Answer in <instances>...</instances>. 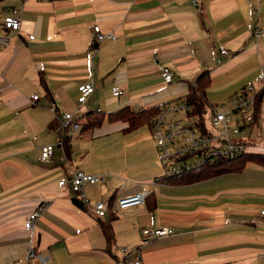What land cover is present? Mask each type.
Segmentation results:
<instances>
[{
	"label": "crops",
	"instance_id": "0c3cea01",
	"mask_svg": "<svg viewBox=\"0 0 264 264\" xmlns=\"http://www.w3.org/2000/svg\"><path fill=\"white\" fill-rule=\"evenodd\" d=\"M11 8L20 9L15 33L2 26ZM95 25L114 38L97 42ZM0 37L7 40L0 46V264H124L126 256L142 264H264V167L167 183L149 124L82 129L90 111L182 101L206 71L205 129L213 109H228L252 85L254 121L236 140L264 155V0H0ZM162 67L172 83L163 82ZM83 83L94 91L78 105ZM113 86L122 93L113 96ZM63 112L82 124L66 138L55 131ZM45 145L54 146L50 162L40 159ZM77 170L103 177L84 187L83 207L68 183L58 185ZM143 191L152 193L148 204L116 209L119 198ZM97 201L108 203L103 217ZM158 226L171 234L141 233Z\"/></svg>",
	"mask_w": 264,
	"mask_h": 264
},
{
	"label": "built area",
	"instance_id": "2783aa9c",
	"mask_svg": "<svg viewBox=\"0 0 264 264\" xmlns=\"http://www.w3.org/2000/svg\"><path fill=\"white\" fill-rule=\"evenodd\" d=\"M44 1V0H39ZM197 4V0H191ZM2 26L6 30L15 33L21 26L20 9L11 8L7 10L2 18ZM94 38L97 42L105 38L113 39V35L102 33L99 26L92 28ZM261 30H255L254 35L258 37ZM33 38L32 35L29 36ZM7 44L5 38L0 37V46ZM222 54L224 48H220ZM161 77L165 84L173 81V74L167 67H162ZM77 104H84L94 91L92 83H83L78 85ZM113 96H118L122 90L118 86L111 88ZM257 91L252 85H245L242 90L229 100L228 109L216 111L213 109L210 115L211 128L201 130L192 122H185L187 119L174 118L176 114L186 113L189 108L185 99L172 105H164L152 116L149 128L154 136L157 148L158 159L163 164L165 171L163 176H175L190 170H198L203 165L211 163L215 158L235 157L248 152V146L242 141L236 140L243 135L246 129L254 121V110ZM33 100L37 96H32ZM81 120L73 118L70 112H63L58 119L55 131L57 133H66L72 135L81 130ZM54 146L45 145L40 152V159L43 162H50L53 157ZM103 181V177L95 174H87L81 170L73 172L69 179L61 178L58 185L62 186L68 183L70 191L80 199L82 203H87L84 194L85 186H94ZM149 192L143 191L133 195L124 196L117 200L116 209L123 210L130 207H136L145 203ZM97 216L103 217L109 212L107 202L97 201L94 206ZM259 215L264 217V208H261ZM31 221L25 222V228H30ZM172 229L167 226L146 227L141 230L144 237L162 238L171 234ZM126 248L121 249L122 254H126ZM34 256L32 250L28 251L27 258ZM40 261L46 259L38 256ZM124 264H142L139 258H130L126 256Z\"/></svg>",
	"mask_w": 264,
	"mask_h": 264
},
{
	"label": "trees",
	"instance_id": "16d2710c",
	"mask_svg": "<svg viewBox=\"0 0 264 264\" xmlns=\"http://www.w3.org/2000/svg\"><path fill=\"white\" fill-rule=\"evenodd\" d=\"M208 85V73L205 71L200 74V76L196 79V82L193 85L189 86L187 95L184 98L189 108V110L186 112V117H188L189 119L193 118V124L199 127L201 130L205 129L204 114L207 108L206 89ZM256 105L257 102L255 103V108ZM157 110L158 108L153 107L133 111L128 107H124L116 112L107 115L99 111H90L84 115L86 123L83 125L82 129L85 130L98 127L104 121H120L126 123L127 125L126 129H124L125 132L134 131L143 125L150 124L151 118L157 112ZM59 134L62 138H66L69 136L66 133ZM247 163H254L256 165L264 167V155L248 151L235 157L219 156L215 158L213 162L203 165L198 170L194 169L186 171L175 176L165 175L161 179L167 183L172 184H190L225 173H240L245 168ZM151 196L152 193L150 192L145 199V203H149ZM74 202L79 207H83V203L79 199L75 198ZM103 232L109 244L112 241L110 223H107L103 226Z\"/></svg>",
	"mask_w": 264,
	"mask_h": 264
},
{
	"label": "rangeland",
	"instance_id": "374dc122",
	"mask_svg": "<svg viewBox=\"0 0 264 264\" xmlns=\"http://www.w3.org/2000/svg\"><path fill=\"white\" fill-rule=\"evenodd\" d=\"M208 113V112H207ZM208 114L207 115H205V120H206V122H207V127H209L210 126V124L208 123ZM189 120H185V122H188Z\"/></svg>",
	"mask_w": 264,
	"mask_h": 264
}]
</instances>
